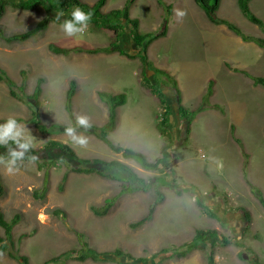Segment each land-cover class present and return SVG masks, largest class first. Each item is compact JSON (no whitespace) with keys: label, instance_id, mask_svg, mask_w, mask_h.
Segmentation results:
<instances>
[{"label":"rangeland","instance_id":"rangeland-1","mask_svg":"<svg viewBox=\"0 0 264 264\" xmlns=\"http://www.w3.org/2000/svg\"><path fill=\"white\" fill-rule=\"evenodd\" d=\"M81 1L93 4L97 0ZM163 1L173 6V13L169 17L166 37L149 47V60L176 78L186 108L195 109L203 104L210 79L215 81V93L210 103H204L207 108L193 121L188 143L183 145L185 121L179 116L176 95L168 87H161L171 105L172 154L179 159V163L173 169L175 172L167 171L170 186L161 189L165 201L157 207L153 221L138 230L131 229L130 224L146 215L152 200L150 193L127 195L111 214L97 218L91 213L90 206H102L106 199L118 193L120 184L98 176L72 173L64 192H59L58 183L67 167H80V164L60 150L46 149L43 145L51 139L57 140L72 148L80 158L119 160L133 167L143 178L157 175L143 171L132 160L123 159L90 130L76 128L74 122L78 117H84L87 124L97 128L105 126L109 119V107L100 101L97 91L126 93L127 102L117 109V125L108 133L109 141L144 153L149 161L159 158L163 142L156 130V121L162 110L154 95L141 86V61L119 54L72 53L66 58L51 53L50 44L85 49L110 46L112 33L106 30L97 32L89 24L76 37H66L60 30V23L52 22L46 32L29 41L7 44L0 40V67L17 85L22 83V71L27 77L25 92L17 89L24 102L11 97L7 86L0 82V123L9 118L20 119L17 123L25 127L32 148L38 150V154L30 151L25 154L35 157V161L22 160L13 172H9L3 162L7 149L0 148V178L6 187L5 196L0 198V210L7 220L20 215L21 222L14 229L15 239L23 233L32 234L17 246L20 254L29 257L30 264H43L65 251L77 249V237L71 229L84 233L91 246L99 251L120 248L135 257L146 258L148 262L145 264H154L168 257V254L158 255L161 248L191 242L196 229H214L231 239V243L223 246L217 241L212 248L213 240L207 238L187 258L171 259L167 264H206L202 256L205 250H213L216 264H251L254 260H261L264 264V206L257 195L260 191L264 200V88L254 86L252 81L245 82L249 80L243 74L245 71L234 67L244 59L258 68L259 71L255 72L252 67V74L264 78V59L259 61L251 46L246 50L236 46L229 36L230 33L235 34L225 25L210 23L194 0ZM9 2L19 4L22 0ZM125 3L126 0H108L102 11L107 13L123 8ZM250 9L264 23V0H252ZM177 11L184 12V15L178 17ZM55 13L51 14L54 18ZM130 15L140 20L143 34L158 33L168 17L154 0H137L130 9ZM45 16L40 8L25 11L9 6L0 24L7 36L14 35L31 29ZM217 17L233 23L247 36L264 40L262 29L241 13L237 0H221ZM130 30L127 25L121 47L136 53ZM235 49L237 57L233 55ZM227 58L229 63L223 67L221 61ZM232 70L236 74L232 75ZM147 75L154 82L153 72L148 71ZM41 77L44 83L37 106L28 96L34 92ZM72 80L78 84L73 99V118L64 106ZM214 104L220 105L225 115L212 109ZM31 108L39 110L42 121L48 127L53 124L70 125L75 129V135L82 137L85 143L73 141L61 127H53L51 135H41L28 123ZM232 124L236 127L235 137L242 141L243 146L233 137ZM199 151L205 159L201 158ZM243 151L248 153L246 175ZM39 163H45L43 170ZM45 169L50 172V186L46 199L38 201L33 193L42 187ZM104 170L109 172L106 168ZM177 191L182 194L177 195ZM196 199L211 208L219 219L204 215L197 207ZM55 208L66 211V221L51 214L50 210ZM244 211L250 214L249 224ZM0 236H4L2 228ZM237 241L245 244L246 248L236 247ZM10 250L15 252L12 248ZM240 254L246 258L240 257ZM127 262L126 258L109 257L105 263L73 261L68 264ZM0 264L21 263L5 253L0 255Z\"/></svg>","mask_w":264,"mask_h":264},{"label":"trees","instance_id":"trees-1","mask_svg":"<svg viewBox=\"0 0 264 264\" xmlns=\"http://www.w3.org/2000/svg\"><path fill=\"white\" fill-rule=\"evenodd\" d=\"M137 0H126V3L123 8L113 9L107 13H104L102 10L106 6L108 0H97L93 4H87L82 2L81 0H25L19 4H12L8 0H0V22L3 16L6 13V10L9 6L19 8L25 11H33L36 9H41L45 12L46 16L41 19L34 27L31 29L14 34V35H6L4 33V28L0 24V40L4 41L7 44L13 43H23L29 41L30 39L36 37L39 34H42L47 31L50 24L52 22H59L54 17H52L53 12L63 11L65 15H67L73 7H80L86 12H90L91 19L89 21V25H92L98 31L106 30L112 33L111 44L108 47H97L94 49H85L82 47H72L66 48L61 47L55 44L49 45V50L52 54L63 57H70V54H89V55H99V54H119L121 56H125L127 59H139L141 61V72L140 82L141 86L146 88L149 93H152L156 100L158 101V105L160 108V116L156 121V130L162 139L163 146L161 148L160 157L155 161H149L147 157L138 151H135L130 148H123L118 145H114L108 139V133L113 131L117 125L116 123V114L117 109L127 102V94L126 93H107L105 91H97V97L101 102H104L105 105L109 107L108 114V123L103 127H94L90 124H87V127L78 125L77 121L75 122L76 128H85L90 130L96 137H98L103 143H105L114 153L120 154L125 160H132L140 169L150 173H158L155 176L149 178L141 177L137 171L134 170L133 167L128 165L127 163L119 160L106 161L99 158H80L74 152L72 148L64 143L57 140H49L43 146L46 149H57L61 152L67 154L70 158L75 160L80 167H71L68 166L66 171L63 173L59 183L57 190L63 193L66 187V184L69 180V176L72 173L83 174V175H92L98 176L100 178L112 180L114 182H118L120 184L119 191L116 195L111 196L110 198L104 201V204L100 207L90 206L91 213L97 218H104L111 214L116 208L119 201L131 194H135L138 192H148L151 195V202L149 204L148 211L145 216L140 218L139 220L130 224V228L133 230H138L142 228L145 224L153 221L156 209L159 205H161L165 201V195L161 191V189L170 186V183L167 179V171L173 172L174 167L178 165L179 159L174 157L172 154V148L174 145V135L172 132V111L169 100H167L165 93L162 91L161 87L165 86L169 89L173 90L178 104L179 116L185 121V138L183 145L188 143L190 128L195 120V118L201 112L206 110V106L204 103H210L211 98L213 97L215 91V81L210 79L208 82L207 92L204 95L203 104L199 105L195 109L186 108L182 103L181 89L178 85L176 78L169 73L168 71L157 67L154 63L149 60L148 50L149 47L153 44V42L159 40L160 38H164L167 35L169 17L173 13V6L167 5L163 0H154L157 6L161 9H164L168 17H166V22L163 25V29L160 30L156 34L147 33L143 34L140 29V20L138 18H132L130 15V9L133 7ZM199 7L202 8L206 17L210 23L216 26L225 25L228 27L230 31H232L235 35L241 37L246 42H255L260 47L264 48V40L261 38H255L251 36L245 35L242 30L234 25L233 23L218 18L217 12L220 8L221 0H194ZM252 0H237L238 8L241 13L253 24L258 25L262 31L264 32V23L258 18L255 14L252 13L250 9V2ZM130 26V35L133 41L134 46H136V53L127 52L124 48L121 47V40L123 39L126 33V26ZM151 71L154 74V82L148 77L147 72ZM247 77H249L255 86H261L264 88V78L252 76L247 72H244ZM22 75V83L17 85V83L0 67V82L5 84L8 88L9 94L11 97L17 99L18 101H23L22 95L17 92L19 89L20 92L24 93L26 88V74L25 71L21 72ZM44 83V78L41 77L38 79L37 84L35 86L34 92L28 96V99L34 100L38 106V100L40 95L42 94V84ZM78 84L76 80H72L70 82L66 98H65V110L69 114L71 118L74 117L73 111V99L77 93ZM212 109H216L220 111L223 115H225L224 110L218 104L211 105ZM220 106V107H219ZM32 109V108H31ZM19 121L20 119H15ZM28 123L31 124L41 135L48 136L51 135V129L55 128H63L66 129L70 127V125L58 126L53 124L51 126H47L41 119V113L38 109H32L31 117L28 119ZM232 135L235 140L242 145V141L235 137L234 131L236 127L232 124ZM14 146V145H9ZM243 146V145H242ZM8 146L0 145V148L7 149ZM30 153L38 154L37 149L31 148L29 149ZM244 156L246 158V164L244 166V175L247 174V163H248V153L244 151ZM7 158V156H6ZM24 161L32 160L31 156H25ZM22 161V160H21ZM21 161L17 162V165L21 164ZM35 161V159H34ZM64 161H62L63 163ZM53 163V162H52ZM45 163H39V167L43 170ZM89 165H100L102 168H106L109 172H106L103 168H92ZM167 165V166H164ZM175 172V171H174ZM50 186V172L49 169H45L42 187L34 191L33 196L38 201H43L46 199L48 190ZM254 187V186H253ZM256 188V187H255ZM258 192V197L260 198V203L264 206V200L261 199V193ZM6 194V187L2 183L0 178V198H3ZM180 191H177V195H181ZM196 205L199 210L209 218L219 219L216 213L211 210L204 202L200 199H196ZM51 214L56 218H61L64 221L67 220V213L65 210L61 208H55L50 210ZM244 216L248 224L251 222V217L248 211H244ZM21 217L19 214H16L11 220H7L0 210V228L4 231V236H0V255L7 253L12 259L19 261L21 264H30L29 257L26 255H22L19 253L17 246L21 245L22 242L30 238L32 236L31 233H23L19 235L17 239L14 238V229L20 224ZM74 235L77 237L78 248L72 249L63 252L57 257L46 260L43 264H68L70 262H92V263H105L108 262L109 257L115 258H126L129 260L127 263L122 264H145L148 262L146 258L143 257H135L131 253L124 251L123 249L117 248L111 251H99L88 241V237L76 230L71 229ZM248 231V227H247ZM207 238L213 240L211 244L212 248H215L216 242L219 241L220 245H229L231 243V239L220 235L217 230L214 229H196L195 234L191 242L183 244L181 246H171L166 248H161L158 252V255L168 254L169 256L166 258H162L157 263L154 264H167V262L171 259L181 260L185 259L189 256V254L196 250L202 242H204ZM235 246L243 249L246 248L245 244L237 241ZM10 248L14 249L15 252L11 251ZM249 250V249H247ZM203 259L206 261V264H216L214 252L212 251H203L202 253ZM244 255L240 254V257ZM251 264H263L261 260H254Z\"/></svg>","mask_w":264,"mask_h":264},{"label":"clouds","instance_id":"clouds-1","mask_svg":"<svg viewBox=\"0 0 264 264\" xmlns=\"http://www.w3.org/2000/svg\"><path fill=\"white\" fill-rule=\"evenodd\" d=\"M23 1L25 0H22V2ZM91 15L92 14L90 12H86L80 7H73L72 10L68 13L67 17H65V13L63 11H57L55 13V19L57 21H60V30L66 37H76L78 34L83 33L87 29L89 21L91 19ZM176 15L178 17H182L184 15V12L177 11ZM62 17L64 18L61 19ZM77 123L78 125L87 127V120L84 117H78ZM65 133L67 136L71 137L73 141L79 144L85 143V140L82 137H77L75 135L74 128H66ZM0 145L8 146L7 158L3 162L6 164L7 170L9 172H13L15 170L17 162L24 159L25 154L32 146L31 140L27 136L25 127L21 124H18L17 121L12 118L7 119L3 123H0ZM9 145H14V147ZM199 152L201 153V158L205 159L202 151ZM31 159L34 160L35 157H31Z\"/></svg>","mask_w":264,"mask_h":264},{"label":"crops","instance_id":"crops-1","mask_svg":"<svg viewBox=\"0 0 264 264\" xmlns=\"http://www.w3.org/2000/svg\"><path fill=\"white\" fill-rule=\"evenodd\" d=\"M231 34V33H230ZM229 34V36H230V38H231V40L236 44V46L237 45H240V47H243L245 50L246 49H249V46H251V47H253L254 49L253 50H255L256 51V53H257V57L259 58V61L260 60H262V59H264V48H262V47H260L258 44H256L255 42H246V41H243V39L241 38V37H239V36H237V35H230ZM236 46H233V47H236ZM231 51V50H230ZM240 52L243 54V52H242V50H240ZM233 55H234V57H237L238 56V52H237V50L235 49V50H233ZM230 57V55L228 56V58ZM228 58H227V60H223V61H221V62H223V67H225V64H227V63H229L228 61ZM234 59V58H233ZM232 59V60H233ZM235 61H237L236 59H234ZM233 60V62H235ZM243 62H240V61H238V65H234V67H237V68H241V69H239V70H243V71H245V72H247V73H249L250 75H252V76H257L258 74H252L253 72L250 70V69H252V67H254V66H251L248 62H245L244 61V59L242 60ZM253 70L255 71V72H258L259 70H258V68H256V67H254L253 68ZM251 71V72H250ZM231 74L232 75H234V74H236V71L235 70H232L231 71ZM249 80H246L245 82H251L252 80H250V78H248ZM255 86V85H254ZM179 87H180V85H179ZM181 89V88H180ZM182 103H183V99H182ZM184 104V103H183Z\"/></svg>","mask_w":264,"mask_h":264},{"label":"snow or ice","instance_id":"snow-or-ice-1","mask_svg":"<svg viewBox=\"0 0 264 264\" xmlns=\"http://www.w3.org/2000/svg\"><path fill=\"white\" fill-rule=\"evenodd\" d=\"M41 219H44L43 217H41Z\"/></svg>","mask_w":264,"mask_h":264},{"label":"water","instance_id":"water-1","mask_svg":"<svg viewBox=\"0 0 264 264\" xmlns=\"http://www.w3.org/2000/svg\"><path fill=\"white\" fill-rule=\"evenodd\" d=\"M244 258H246V256H244Z\"/></svg>","mask_w":264,"mask_h":264}]
</instances>
